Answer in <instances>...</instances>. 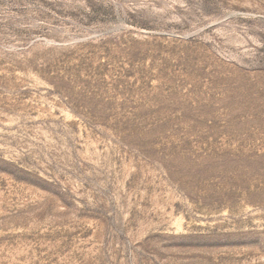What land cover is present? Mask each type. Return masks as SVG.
Segmentation results:
<instances>
[{"label": "rangeland", "instance_id": "1", "mask_svg": "<svg viewBox=\"0 0 264 264\" xmlns=\"http://www.w3.org/2000/svg\"><path fill=\"white\" fill-rule=\"evenodd\" d=\"M0 264H264V0H0Z\"/></svg>", "mask_w": 264, "mask_h": 264}]
</instances>
